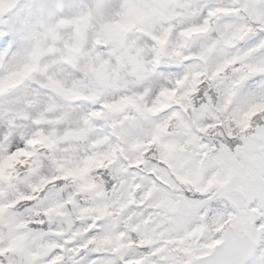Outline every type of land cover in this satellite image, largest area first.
Here are the masks:
<instances>
[{
	"label": "snow or ice",
	"instance_id": "snow-or-ice-1",
	"mask_svg": "<svg viewBox=\"0 0 264 264\" xmlns=\"http://www.w3.org/2000/svg\"><path fill=\"white\" fill-rule=\"evenodd\" d=\"M0 264H264V0H0Z\"/></svg>",
	"mask_w": 264,
	"mask_h": 264
}]
</instances>
